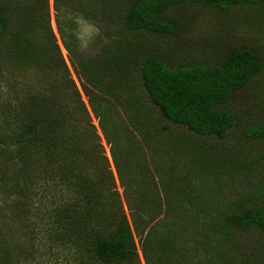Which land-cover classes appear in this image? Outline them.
Segmentation results:
<instances>
[{
  "label": "trees",
  "instance_id": "1",
  "mask_svg": "<svg viewBox=\"0 0 264 264\" xmlns=\"http://www.w3.org/2000/svg\"><path fill=\"white\" fill-rule=\"evenodd\" d=\"M27 1L0 0V128L9 134L0 141V264H37L43 248L53 253V262L45 258L40 264H61L58 252L69 257L66 264H140L138 248L145 264H264L261 249L245 259L240 237L264 234V202L243 197L235 209L222 202L213 207L190 181L164 182L160 165L150 164L144 151L156 144L173 152L194 148L207 164L218 149L215 142L225 141L242 120L239 93L264 71L257 41L245 48L229 45L224 31L232 22L214 40H204L218 47L208 42L216 50L215 63L183 61V45L170 42L183 40L184 19L168 12L193 4L229 14L235 7L264 6V0H54L60 39L110 146L133 229L112 176L87 174L103 153L98 155L97 144L84 152L81 138L71 134L69 101L56 98L67 84L70 95H80L51 29H43L46 47L32 34L38 12L33 3L41 0ZM65 12L107 23V42L96 54H84L75 35L64 31ZM42 54L55 59L41 64ZM2 63H15L17 72L20 64H35L43 73L66 75L60 90L44 78L30 85L27 76ZM253 103L250 116H257L242 120L243 138L264 141V121H258L263 107ZM79 104L81 124L89 116L80 98ZM70 176L76 179L72 191ZM19 253L24 259L18 262Z\"/></svg>",
  "mask_w": 264,
  "mask_h": 264
},
{
  "label": "rangeland",
  "instance_id": "2",
  "mask_svg": "<svg viewBox=\"0 0 264 264\" xmlns=\"http://www.w3.org/2000/svg\"><path fill=\"white\" fill-rule=\"evenodd\" d=\"M27 3L31 5L32 1L28 0ZM53 3L54 0H47V5L44 0H41L39 4H37V2L33 3V5H37L35 10L38 12L35 14L34 20L37 31H32V34L38 43H43L46 47L48 42L45 40L43 29L46 27L51 29L66 63L67 74H69L70 78L74 81L80 95V97L78 95H70L73 89L67 84L68 90H64L63 87L62 92L59 91L61 94L58 93L56 99L60 100L61 97H64V100L66 98L68 99L69 104L66 110L69 112L68 115L71 116L68 119L72 120L71 122L75 126L69 130L75 137L81 138L82 143L86 147L84 152L92 151L91 149L95 148L94 144L99 145L97 147V153L101 151L103 155L101 154V158L97 157L95 159V165L90 167L87 166V174L92 176V178L103 175L106 177L108 175L112 176L116 192L119 193L121 198L123 212L133 229V217L124 199L123 188L118 179V173L110 146L99 127L98 119L91 111L88 98L82 90L69 56L60 39V31ZM62 14L60 20L63 22L64 31L69 34L72 32L75 35L79 40L80 49L84 54H96L103 42H107L104 36V32L107 31L105 27L107 24L106 22L95 23L87 21L76 13L70 14L69 12H65ZM176 15H180L184 19L183 40L170 43L174 44V47H181L180 44L183 45V53L185 55L183 61L187 63H196L197 65L215 63V60H217L213 53L215 42L212 43L204 40H214L216 31L222 30L225 24L227 25L231 22L230 27L224 31L228 36L229 45H240L241 48H245L249 43H255L257 41L261 46V50L264 52V6L246 5L235 7L229 14H224L212 8H202L199 5L184 4L174 8L167 14L168 17H174ZM68 18L70 22L73 21L71 28L69 27L70 22H68ZM141 39L143 42H153V39L147 40V37H142ZM163 41L164 40H162V42ZM208 42L213 44L214 47L209 49L210 46H208ZM215 48L218 49L217 45ZM215 51L216 50H214V52ZM39 56L38 62H41V64L45 60L55 59L54 56L49 57L45 54ZM2 66L11 67L15 75L20 73L21 75L24 74L25 77L27 76L28 78H25V80L30 85H32L34 81L44 78L47 80L48 86L50 84H55L54 87L58 86L59 90L63 82V79L60 77L63 76L62 74L66 75L64 72H62V74L53 72L49 74H47V72L43 73L41 70L42 66H37L35 64L33 68L30 69L20 64L18 72L15 63H13V65L11 63H2ZM53 80H55L56 83L53 82ZM4 86L5 84L0 85V95ZM120 94L122 95V91ZM123 95L127 96V93H123ZM1 98L4 100L6 94L2 95ZM79 98L87 111L84 114L89 116L88 120L82 121L81 124L76 122V117L78 114H81L78 110V107H81ZM253 102H259L262 105L263 110L258 114V121H264V71L253 78L252 82L239 93L236 109L241 112L242 120L248 122L256 119L257 115L254 117L250 116L252 108L255 107ZM242 120H239L240 122L234 126L225 141L217 140L215 142L218 149L213 150L214 153L209 157L207 164L203 162L199 152L194 151V148L187 151L185 150L184 152H173L167 148V145L163 146L161 144L152 145L151 149H148L146 146L144 147L145 156L147 157L146 160H148L150 164L157 163L160 165V174L163 176L162 179L164 182L167 181L171 184H176L183 179H185L186 182L190 181L193 190L198 192V194L200 193V195L202 194L201 197L210 201L213 207L222 202L233 206L235 209V206H237V198L241 199L243 197H245V199L249 197V202H251V204L252 202L261 204L264 202L261 199L264 196V167L263 170L261 168V164L264 163V141L245 140L242 134L244 129ZM0 131L2 132H0V141L6 140L7 135H9L6 128H0ZM84 140L88 142V145L85 144ZM200 145L206 146L205 141L202 140ZM73 159H75V156ZM82 159L83 162L86 161L84 158ZM13 171L16 174V168H14ZM87 174H85V176ZM69 180L70 185L68 190L72 191L74 189H72V184L76 179L70 176ZM158 182L161 183V181ZM181 185H183V183ZM241 236L243 243H245V259L251 258L258 249L264 252V234L251 231L246 234H240V237ZM136 242L138 244L137 239ZM192 247L196 249L199 248L196 241L192 244ZM43 249L40 251L42 257H40V261L37 260L36 263H42L45 258L52 263L53 253H46V249ZM138 249L140 264H145L141 250L140 248ZM47 252H50V249L47 248ZM195 252L197 255L199 249ZM45 254L47 256H45ZM54 256H56L58 262H61V264H66L64 258H69L63 252L55 253ZM23 259L21 260V255L19 253L17 261H23ZM70 264L74 263L70 261Z\"/></svg>",
  "mask_w": 264,
  "mask_h": 264
}]
</instances>
